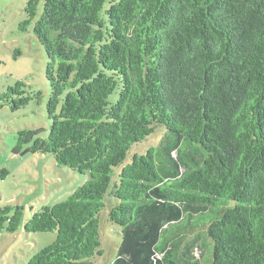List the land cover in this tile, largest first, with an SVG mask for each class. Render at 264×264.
Returning a JSON list of instances; mask_svg holds the SVG:
<instances>
[{
	"label": "trees",
	"instance_id": "16d2710c",
	"mask_svg": "<svg viewBox=\"0 0 264 264\" xmlns=\"http://www.w3.org/2000/svg\"><path fill=\"white\" fill-rule=\"evenodd\" d=\"M40 2L22 25L48 55L51 130H21L14 153L90 178L25 224L58 235L28 264H98L106 206L121 228L106 264H206L208 250V264H264V0H45L38 16ZM40 98L24 81L0 96L13 111ZM22 216L0 205V233Z\"/></svg>",
	"mask_w": 264,
	"mask_h": 264
},
{
	"label": "rangeland",
	"instance_id": "374dc122",
	"mask_svg": "<svg viewBox=\"0 0 264 264\" xmlns=\"http://www.w3.org/2000/svg\"><path fill=\"white\" fill-rule=\"evenodd\" d=\"M28 0H0V96L9 87L24 81L28 89L41 93L39 100L13 111L10 105L0 100V169L7 168L9 174L0 178V205L21 206L22 224L15 233H0V264H28L29 260L57 241V232L29 233L25 224L34 212L45 205H54L67 199L86 179L84 175L67 166L59 165L53 154L14 153L18 133L24 129L44 128L41 137L49 136L52 121L47 112V103L52 89L46 76L48 55L34 31V22L22 25L28 18L25 7ZM45 0H41L39 14ZM118 91L109 100L118 99ZM166 127L159 126L144 141L132 146L124 165L130 163L134 154L145 153L158 145L165 135ZM122 166L116 167L113 181H117ZM111 200V198L109 199ZM110 208L102 211V242L105 253L98 264H106L116 254L120 240L114 231L121 228L108 221ZM211 254L204 257L206 264Z\"/></svg>",
	"mask_w": 264,
	"mask_h": 264
}]
</instances>
